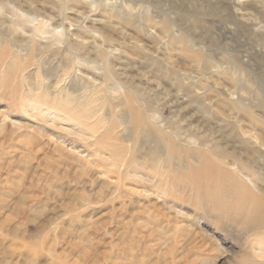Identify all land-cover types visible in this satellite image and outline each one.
<instances>
[{
	"label": "rangeland",
	"instance_id": "obj_1",
	"mask_svg": "<svg viewBox=\"0 0 264 264\" xmlns=\"http://www.w3.org/2000/svg\"><path fill=\"white\" fill-rule=\"evenodd\" d=\"M95 1L0 0V264H264V0Z\"/></svg>",
	"mask_w": 264,
	"mask_h": 264
},
{
	"label": "bare ground",
	"instance_id": "obj_2",
	"mask_svg": "<svg viewBox=\"0 0 264 264\" xmlns=\"http://www.w3.org/2000/svg\"><path fill=\"white\" fill-rule=\"evenodd\" d=\"M87 1V0H86ZM98 2V1H97ZM26 3V2H25ZM28 3V2H27ZM90 5H94L95 3H96V1L95 0H90ZM88 4H89V2H88ZM97 4V3H96ZM27 6H29V5H27ZM95 6V5H94ZM91 9V8H90ZM89 9V10H90ZM93 9V8H92ZM17 11H18V9H17ZM21 11V10H20ZM38 12V11H37ZM21 13V15H20V17L21 16H23L24 17V19L23 20H25V21H20L19 23L18 22H13L14 24H16V23H18V24H20L21 25V22H22V24H23V22H24V25H25V23H34V22H37V24H40V26L42 25V26H44V28H46L45 29V31H43V32H50V33H52V38L53 37H55V41H57V42H59L60 40L58 39V37L60 36H67V33H65V32H63V31H59L57 34H55L54 32H55V30L58 28L57 26V28H55L54 26H53V23H51V22H48V20L46 19V18H44V16L43 17H41L38 13L37 14H33V13H29V12H27V11H21L20 12ZM18 14V13H17ZM14 17V16H13ZM19 17V16H18ZM40 17V19L38 20V18ZM11 18V17H10ZM22 18V17H21ZM50 19V18H49ZM3 20V19H2ZM20 20V19H19ZM61 20V19H60ZM54 21V20H53ZM52 21V22H53ZM58 21V20H57ZM47 22H48V24H47ZM55 22V21H54ZM63 22V21H62ZM60 23H61V21H60ZM17 24V25H18ZM37 24H35L34 26L36 27V25ZM47 24V25H46ZM32 25V24H31ZM26 26V25H25ZM23 26V28H22V26H21V28H22V31L24 32V33H26L25 31H28V30H26L27 28L26 27H28V26ZM33 26V25H32ZM34 26H33V28H34ZM43 28V27H42ZM37 29H39V28H37ZM13 31V30H12ZM31 31V30H30ZM36 31V30H35ZM32 32H34V31H32ZM43 32H41V33H43ZM14 33H15V31H14ZM28 33V32H27ZM26 33V34H27ZM21 34V33H20ZM25 34V35H26ZM29 34H30V32H29ZM32 34H34V33H32ZM38 35V34H37ZM44 35V34H43ZM58 35V36H57ZM72 35V34H71ZM75 35V34H74ZM29 36V35H28ZM31 36V35H30ZM31 37H33V36H31ZM36 37V36H35ZM38 37V36H37ZM42 37V40L44 39V40H49L50 38H48V37H44V36H41ZM68 37V36H67ZM39 38H40V35H39ZM29 39H31L32 40V38H29ZM41 39V38H40ZM25 40V39H24ZM41 40V41H42ZM53 40H54V38H53ZM70 40V39H69ZM72 40V39H71ZM40 41V42H41ZM65 41H66V38H65ZM33 42H34V40H33ZM42 42H44V41H42ZM48 43H49V41H48ZM68 43V42H67ZM39 45H41V44H39ZM43 45V44H42ZM41 45V46H42ZM55 45V44H54ZM53 45V46H54ZM47 46V45H46ZM59 46V45H58ZM61 46V45H60ZM43 47V46H42ZM67 47H68V45H67ZM71 47V46H70ZM45 48V47H44ZM49 48V47H48ZM59 48V47H58ZM69 48V47H68ZM72 49V48H71ZM19 50V49H18ZM21 51V50H20ZM39 51V50H38ZM42 51H44V50H42ZM59 51V50H58ZM54 52H55V50H54ZM53 52V53H54ZM47 53V52H46ZM57 54V53H56ZM77 54V53H76ZM32 57H33V55H32ZM33 59V58H32ZM38 60V59H37ZM36 59H35V61H37ZM41 60V59H40ZM41 62V61H40ZM42 65V64H41ZM69 77H70V75H69ZM72 77V76H71ZM52 84V83H51ZM45 87V86H44ZM66 87V86H65ZM47 88H48V86H47ZM64 88V87H63ZM49 89V88H48ZM47 89V90H48ZM38 129L39 130H42L43 128H41V127H38ZM150 130V129H149ZM195 140H197V139H195ZM194 141V140H193ZM197 142V141H196ZM201 144V143H200ZM203 144V143H202ZM197 145V144H196ZM203 146V145H202ZM197 148V147H196ZM201 148V147H200ZM215 150V149H214ZM206 152H208L207 150H206ZM214 152V151H213ZM210 153V152H209Z\"/></svg>",
	"mask_w": 264,
	"mask_h": 264
}]
</instances>
